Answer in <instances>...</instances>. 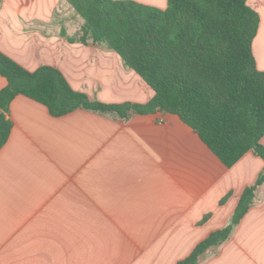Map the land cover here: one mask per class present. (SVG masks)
Instances as JSON below:
<instances>
[{"label":"crops","instance_id":"obj_1","mask_svg":"<svg viewBox=\"0 0 264 264\" xmlns=\"http://www.w3.org/2000/svg\"><path fill=\"white\" fill-rule=\"evenodd\" d=\"M247 5L260 19L252 53L264 71V0ZM83 24L65 0H0V52L30 72L58 70L92 101L149 102L153 91L113 49L77 39ZM7 118L0 264H176L229 224L243 190L264 175L252 152L225 167L190 127L163 112L124 120L76 109L53 117L17 96ZM201 264H264V183Z\"/></svg>","mask_w":264,"mask_h":264},{"label":"trees","instance_id":"obj_2","mask_svg":"<svg viewBox=\"0 0 264 264\" xmlns=\"http://www.w3.org/2000/svg\"><path fill=\"white\" fill-rule=\"evenodd\" d=\"M65 1L84 21L77 39L113 49L154 95L144 105L92 101L72 90L58 70L30 72L0 52V76L6 80L0 90V148L12 128L9 106L25 96L53 117L76 109L124 120L134 114L176 115L225 167L248 152L264 162V71L256 68L252 53L260 19L248 0H167L165 9L126 0ZM263 183L259 175L243 190L229 224L176 264H201L225 242Z\"/></svg>","mask_w":264,"mask_h":264}]
</instances>
